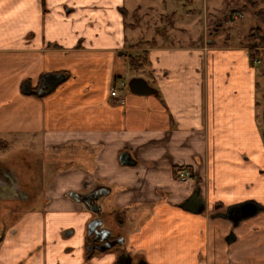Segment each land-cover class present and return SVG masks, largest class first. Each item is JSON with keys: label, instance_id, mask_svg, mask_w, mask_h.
Returning a JSON list of instances; mask_svg holds the SVG:
<instances>
[{"label": "crops", "instance_id": "crops-1", "mask_svg": "<svg viewBox=\"0 0 264 264\" xmlns=\"http://www.w3.org/2000/svg\"><path fill=\"white\" fill-rule=\"evenodd\" d=\"M125 2L0 0V143L40 138L37 159L53 164L31 185L0 160V204L22 195L2 222L0 264H119L123 252L147 264H264V49L229 34L190 46L130 42ZM144 51L135 77L157 93L136 95L118 81L132 71L128 56ZM56 73L64 79L39 96L41 77ZM179 165L188 180L176 178ZM100 186L109 193L96 214L69 196ZM195 189L199 213L180 206ZM247 201L261 209L236 225L215 215ZM97 217L120 245L87 249Z\"/></svg>", "mask_w": 264, "mask_h": 264}, {"label": "rangeland", "instance_id": "rangeland-1", "mask_svg": "<svg viewBox=\"0 0 264 264\" xmlns=\"http://www.w3.org/2000/svg\"><path fill=\"white\" fill-rule=\"evenodd\" d=\"M254 1L255 7L252 8L248 0H126L124 4V9L127 10L124 14L126 37L130 42L135 41L143 46L170 45L175 42L190 46L198 45L204 39L205 42L213 43L225 41L227 33L231 41L257 45L259 36L254 34L248 38V32L252 28H260L264 33V19L257 16L260 10L264 16V0ZM134 5L135 7L138 5L136 10H133ZM170 12L174 14L173 19L166 16ZM236 13L240 16L233 18L232 15ZM131 23L134 26H130ZM254 48L256 52L259 50ZM263 49L261 47V50ZM262 52L264 53V50ZM256 67L263 70V64ZM136 75L143 76L142 69L127 71L120 79L127 84ZM259 79L257 99L259 110H262L264 108L262 74ZM126 88L128 89V86ZM13 139L9 137L5 139L6 144L0 143V160L2 164L10 165L25 174L24 179L31 176L27 183L33 185L37 183L33 176L39 171L37 158L38 155H44V142L40 138L32 139L27 136L20 138L18 142H13ZM19 211L20 208H17L15 212L8 213V209L0 204V237L3 234V220L7 219V216L13 219L14 214ZM107 224L110 225L108 218Z\"/></svg>", "mask_w": 264, "mask_h": 264}, {"label": "water", "instance_id": "water-1", "mask_svg": "<svg viewBox=\"0 0 264 264\" xmlns=\"http://www.w3.org/2000/svg\"><path fill=\"white\" fill-rule=\"evenodd\" d=\"M64 75L60 73L56 74H45L41 77L40 84L36 90V93L39 96H42L52 89H54L62 80ZM128 88L131 93L136 95H148L156 94L155 89L151 88L147 82L139 77H133L128 81ZM25 91H28V87L25 88ZM125 155L121 154V159ZM124 163V162H121ZM128 164V163H126ZM109 193V189L103 186H100L91 192L85 194H79L72 192L69 196L73 200L82 203L86 210H89L93 213H99L101 206L98 204V201L101 197L106 196ZM181 208L189 210L191 212L199 213L204 209V202L200 196V193L197 189L186 198L181 204ZM261 207L254 202L247 201L239 204L231 205L227 207L226 211L223 213H217L216 216L228 219L233 225L239 223L242 219L249 218L255 215ZM111 231L107 228L102 227V219L94 218L87 224V236H88V246L87 249L90 252L93 250L105 251L115 245H120L123 242V239H109ZM234 235L230 232L225 241L230 243L234 240ZM119 264H147L143 259L133 261L132 256L128 252H123L118 258Z\"/></svg>", "mask_w": 264, "mask_h": 264}, {"label": "trees", "instance_id": "trees-1", "mask_svg": "<svg viewBox=\"0 0 264 264\" xmlns=\"http://www.w3.org/2000/svg\"><path fill=\"white\" fill-rule=\"evenodd\" d=\"M250 6L252 8L255 7V1L254 0H248ZM262 11V10H260ZM253 29V28H252ZM250 29L249 32H248V38L249 36H252L254 34H257L259 36V41L257 42L258 44L257 45H250L249 43V46L252 47V46H260V47H264V33L262 32V30L260 28H254L253 30ZM228 34L226 33V36ZM251 58H253V54L250 55ZM147 63V55H146V51L142 52L141 54L139 55H130L128 56V64H129V67L132 71H136L138 69H140L141 67H143L145 64ZM261 119L264 123V111L261 115ZM264 126V125H263ZM261 136H262V140H263V145H264V127L262 129V133H261ZM219 207V205L215 206V209H217Z\"/></svg>", "mask_w": 264, "mask_h": 264}, {"label": "flooded vegetation", "instance_id": "flooded-vegetation-1", "mask_svg": "<svg viewBox=\"0 0 264 264\" xmlns=\"http://www.w3.org/2000/svg\"><path fill=\"white\" fill-rule=\"evenodd\" d=\"M39 162V161H38ZM51 166L53 167V164L48 161L45 160V158L42 159V162H39V174H40V180L43 181L44 178H46V175L48 173V171L50 170ZM21 189H23V187H21L22 185H19ZM22 202V195L21 194H17V197L15 199H12L10 201L7 202H3V204H5L6 206H8V213H12L15 212V210L17 209V204ZM109 238L112 239H118L115 236H112V234H110Z\"/></svg>", "mask_w": 264, "mask_h": 264}, {"label": "built area", "instance_id": "built-area-1", "mask_svg": "<svg viewBox=\"0 0 264 264\" xmlns=\"http://www.w3.org/2000/svg\"><path fill=\"white\" fill-rule=\"evenodd\" d=\"M124 86H125V83L123 81H120L119 82V87H124ZM116 93H117V89L116 88H112L111 91H110L111 96H115ZM176 176L180 180H186V179H188L190 177V172H189V170L179 166L176 169Z\"/></svg>", "mask_w": 264, "mask_h": 264}]
</instances>
